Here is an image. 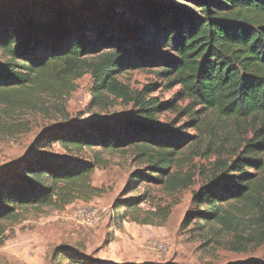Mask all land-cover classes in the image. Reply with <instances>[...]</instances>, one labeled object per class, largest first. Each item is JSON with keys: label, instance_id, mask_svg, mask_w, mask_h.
Masks as SVG:
<instances>
[{"label": "trees", "instance_id": "trees-1", "mask_svg": "<svg viewBox=\"0 0 264 264\" xmlns=\"http://www.w3.org/2000/svg\"><path fill=\"white\" fill-rule=\"evenodd\" d=\"M180 1L0 0V101L31 90L63 96L89 74L93 105L114 96L132 103L133 111L87 127L49 128L37 145L58 143L75 151L140 147L144 156L150 153L149 167L156 173L141 180L172 188L186 185L169 165L190 136L156 127L165 105L147 96L153 85L132 94L120 73L157 69L192 101L186 114H197L193 107L199 106L215 120L240 123L252 117L259 123L253 137L231 142L233 158L218 161L208 184L195 195L204 205L201 219L222 224L224 202L243 200L264 183V0ZM94 168L93 162L50 157L17 161L0 171V221L16 220L30 207L70 203L89 188ZM249 169L261 173L260 181ZM137 201H130L129 208Z\"/></svg>", "mask_w": 264, "mask_h": 264}, {"label": "rangeland", "instance_id": "rangeland-1", "mask_svg": "<svg viewBox=\"0 0 264 264\" xmlns=\"http://www.w3.org/2000/svg\"><path fill=\"white\" fill-rule=\"evenodd\" d=\"M156 72L155 68L128 70L119 79L132 94L144 93L152 84L147 96L165 105L156 115L155 126L190 136L175 150L169 165L170 173L186 184L177 188L141 180L156 173L149 167L153 165L150 153L144 156L140 147L75 151L58 143L37 145L49 128L87 127L133 111L132 103L114 96L105 98L101 106L93 105L89 74L77 79L63 96L31 90L10 102L0 101V171L29 156L95 164L89 188L70 203L30 207L16 220L0 221V264L264 263V183L243 200L224 202L222 224L202 220L204 205L195 198L210 181L215 164L233 158L231 142L252 138L259 123L252 117L240 123L215 120L199 106L193 107L197 114H186L183 110L192 107V101L180 86H170ZM248 171L255 181L263 177L257 170ZM136 199L137 204L129 208L128 203ZM77 205L103 208L101 220L86 225L74 216ZM133 216L154 223H139ZM160 244L165 250L158 249Z\"/></svg>", "mask_w": 264, "mask_h": 264}, {"label": "built area", "instance_id": "built-area-1", "mask_svg": "<svg viewBox=\"0 0 264 264\" xmlns=\"http://www.w3.org/2000/svg\"><path fill=\"white\" fill-rule=\"evenodd\" d=\"M103 213L104 209L97 206L77 205L74 209V216H77L88 226L97 224L101 220ZM158 247L160 251L165 250L164 244H160Z\"/></svg>", "mask_w": 264, "mask_h": 264}]
</instances>
